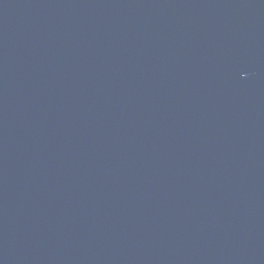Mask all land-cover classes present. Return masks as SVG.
<instances>
[{"label":"water","instance_id":"1","mask_svg":"<svg viewBox=\"0 0 264 264\" xmlns=\"http://www.w3.org/2000/svg\"><path fill=\"white\" fill-rule=\"evenodd\" d=\"M0 264H264V0H0Z\"/></svg>","mask_w":264,"mask_h":264}]
</instances>
